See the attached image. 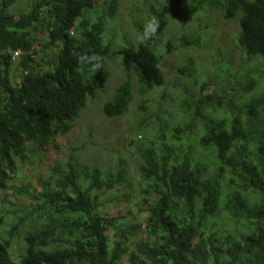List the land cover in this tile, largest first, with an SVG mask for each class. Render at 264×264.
Here are the masks:
<instances>
[{"label": "trees", "instance_id": "trees-1", "mask_svg": "<svg viewBox=\"0 0 264 264\" xmlns=\"http://www.w3.org/2000/svg\"><path fill=\"white\" fill-rule=\"evenodd\" d=\"M18 1L0 0V195L13 190L30 204L1 234L0 264H264V0H159L149 16L160 21L156 35L146 43L126 39L118 45L106 32L119 0L101 3L100 14L97 0H31L25 11ZM192 5L238 21L237 46L246 60L229 90L206 95L217 84L208 74L199 83L194 58L178 68L180 76L200 85L199 92L181 100L184 117L176 126L156 115L160 145L142 144L134 152L143 161L146 239L136 240L140 223L118 224L100 212L110 191L130 197L124 158L114 170L70 158L53 167L39 190L9 186L18 161H30L68 134L105 89L108 62L121 59L128 77L103 106L108 118L130 110L132 74L142 95L165 86L157 44L171 20ZM144 25L137 23L138 35ZM200 40L196 33L178 42L186 49L200 47ZM172 44L167 41V47ZM55 49L53 61L46 52ZM40 53L44 58L37 61ZM93 53L103 57L97 73L78 63ZM16 71L20 83L12 82ZM197 148L213 154L215 172ZM111 227L119 232L112 241ZM20 238L25 249L15 258L11 247Z\"/></svg>", "mask_w": 264, "mask_h": 264}, {"label": "rangeland", "instance_id": "rangeland-1", "mask_svg": "<svg viewBox=\"0 0 264 264\" xmlns=\"http://www.w3.org/2000/svg\"><path fill=\"white\" fill-rule=\"evenodd\" d=\"M31 0H20L17 3L22 11L26 10L27 3ZM107 0H97L96 10L101 12V3ZM159 0H119V8L116 17L108 23L106 36L115 43H126L138 40L137 23H146L150 14L159 9ZM175 1V0H173ZM190 1V0H187ZM193 10L185 13L181 18H173L170 27L161 41L157 44V50L163 55L161 67L166 76V85L142 95L140 83L135 74L130 76L133 88V102L130 110L124 116L113 119L103 113V106L109 102L116 93V89L127 79V75L121 64V59L108 62L105 68V89L99 91L95 100L88 102L87 108L76 121L71 131L59 136L46 151H40L31 156L30 161H18V172L13 175L9 186L12 188L28 187L30 191L40 189V183L49 177L50 171L57 164L68 161L70 158H79L80 161L99 166L105 170H114L119 158L127 160L131 188L130 197L124 195V190L110 191L102 198L100 212L115 223L141 224L140 234L136 240L146 239V220L148 218L147 205L142 199L141 190L146 186L139 175V167L142 159L135 156L134 152L142 144L150 145L152 142L158 145L161 142L154 138L157 128V114H161L162 120L173 123L176 126L184 117L181 110V100L191 99V94L199 92V84H195L187 77L178 74V68L189 58H194L198 68L199 83L205 76L211 75L217 84L211 85L205 90L204 95L222 88L229 90L234 81L235 74L241 70L246 58L237 46L239 23L237 20L227 21L217 11L201 10L191 6ZM200 34V47H188L182 49L178 42L183 35L191 36ZM41 42L45 36L38 34ZM173 40L171 47H167V41ZM176 39V41H174ZM57 50H48L46 55L51 60H56ZM20 55V54H19ZM16 63L20 62L19 56ZM16 57V58H17ZM44 54L40 53L37 61H41ZM12 82L20 83V71L12 75ZM150 124H147V123ZM142 127L144 129H142ZM169 131V130H168ZM167 131V132H168ZM169 135V134H168ZM170 137L168 141L170 142ZM198 153L208 157L207 164L210 171L215 172L217 166L213 164V154L207 151ZM205 153V154H203ZM226 177L230 174L226 173ZM13 190L0 195V239L1 234L8 224L16 220L22 213V205L28 206V200H22L13 194ZM148 197V196H147ZM109 199L111 201H109ZM11 213V215H9ZM236 226L234 223H225ZM118 230L111 227L107 235L116 240ZM24 238L13 241L11 255L20 257L24 252ZM17 262V261H16Z\"/></svg>", "mask_w": 264, "mask_h": 264}, {"label": "clouds", "instance_id": "clouds-1", "mask_svg": "<svg viewBox=\"0 0 264 264\" xmlns=\"http://www.w3.org/2000/svg\"><path fill=\"white\" fill-rule=\"evenodd\" d=\"M160 28V21L156 16H152L143 26L142 33L138 36L139 43H146L151 40ZM103 57L98 54H91L88 56L78 57V63L80 65L90 66V70L93 73H97L103 69Z\"/></svg>", "mask_w": 264, "mask_h": 264}, {"label": "built area", "instance_id": "built-area-1", "mask_svg": "<svg viewBox=\"0 0 264 264\" xmlns=\"http://www.w3.org/2000/svg\"><path fill=\"white\" fill-rule=\"evenodd\" d=\"M19 52H16L15 54H14V58H16L17 56H19Z\"/></svg>", "mask_w": 264, "mask_h": 264}]
</instances>
